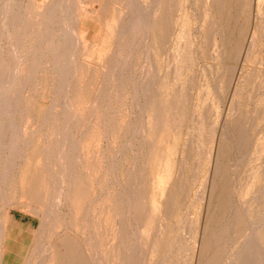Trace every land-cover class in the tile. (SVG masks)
Returning <instances> with one entry per match:
<instances>
[{
    "label": "rangeland",
    "instance_id": "rangeland-1",
    "mask_svg": "<svg viewBox=\"0 0 264 264\" xmlns=\"http://www.w3.org/2000/svg\"><path fill=\"white\" fill-rule=\"evenodd\" d=\"M0 183L17 264H261L264 0H0Z\"/></svg>",
    "mask_w": 264,
    "mask_h": 264
},
{
    "label": "bare ground",
    "instance_id": "bare-ground-1",
    "mask_svg": "<svg viewBox=\"0 0 264 264\" xmlns=\"http://www.w3.org/2000/svg\"><path fill=\"white\" fill-rule=\"evenodd\" d=\"M25 1V0H24ZM17 2H19V1H17ZM20 3V2H19ZM23 3H25V2H23ZM21 5V4H20ZM19 5V6H20ZM136 6V8H137V10H138V13H139V15L141 16V20H142V29H144L145 30V32H147L148 31V23H149V21H148V17H150V16H148V13H147V11L144 9L145 7H142L141 5H139V4H136L135 5ZM20 7H23V5L22 6H20ZM17 8H18V6H17ZM19 9H21V8H19ZM25 9V8H24ZM23 9V10H24ZM17 10V9H16ZM15 12V11H14ZM20 12V11H19ZM18 13V12H17ZM16 14V13H15ZM14 14V15H15ZM150 14V13H149ZM13 15V14H12ZM20 14L18 13V15H16L17 17L19 16ZM22 16H23V14H22ZM25 17V16H24ZM23 17V18H24ZM11 18H13V16L11 17ZM19 18H22V17H20L19 16ZM14 19V18H13ZM12 19V20H13ZM26 19V18H25ZM11 20V21H12ZM20 21L22 22V21H24L23 19L22 20H20L19 19V23H20ZM10 23V22H9ZM9 23H8V25H9ZM12 23H13V21H12ZM12 23H10V25L12 24ZM23 24V23H22ZM14 25H15V23H14ZM22 26V25H21ZM11 27V26H10ZM14 28H16V27H14ZM18 28V27H17ZM16 28V29H17ZM20 28H22V27H20ZM12 29H13V27H12ZM22 30H24V28L22 29ZM143 30V31H144ZM17 31V30H16ZM19 31H20V29H19ZM142 31V30H141ZM21 32V31H20ZM23 32V31H22ZM144 33V32H143ZM147 33H149V32H147ZM147 33H146V35H147ZM23 35V34H22ZM144 35V34H143ZM145 35V36H146ZM17 36H19L18 35V33H17ZM21 37V36H20ZM144 40H146V42H147V44H148V37H146V39H144ZM20 41H21V39H20ZM69 41V40H68ZM22 42V41H21ZM150 47V46H149ZM149 47H148V49H149ZM147 49V50H148ZM146 50V51H147ZM148 52V51H147ZM146 52V53H147ZM148 54H149V52H148ZM149 56V55H148ZM147 56V57H148ZM145 123V122H144ZM27 146V145H26ZM26 146H25V148H26ZM28 147V146H27ZM23 150V149H22ZM22 154V153H21ZM78 154H79V152H78ZM23 155H24V150H23ZM19 156H21L20 154H19ZM17 160H18V157L16 158ZM15 160V159H14ZM75 162H76V160H75ZM78 163V162H77ZM14 164V163H13ZM13 164H12V167H13ZM75 165H77L76 163H75ZM72 173V172H71ZM70 173V174H71ZM5 174V173H4ZM7 175H9V174H7ZM50 176V178H51V174L49 175ZM69 176V175H68ZM4 177V176H3ZM63 177V176H62ZM61 177V180H63V178L64 177H66L65 175H64V177L62 178ZM6 178V175H5V177L3 178V181H4V179ZM7 179V178H6ZM12 179V178H11ZM66 179V178H65ZM68 179H69V177H68ZM74 179V178H73ZM60 179H58V181H59ZM60 180V181H61ZM1 182H2V180H1ZM57 182V181H56ZM3 183H5V182H3ZM62 183V182H61ZM1 184V183H0ZM63 184V183H62ZM61 184V185H62ZM57 185H59V183L57 184ZM4 186V185H3ZM53 187H54V185H53ZM4 188V187H3ZM53 190V189H52ZM57 188L55 189V191L56 192H51V194H50V196H49V202L52 204L53 202H56V201H53V199H60V196L58 195L60 192L62 193V191H59V193H57ZM1 192V191H0ZM203 192V191H202ZM60 193V194H61ZM64 194V193H63ZM63 194H62V196H63ZM202 195V194H201ZM62 198H64V197H62ZM51 200V201H50ZM59 202V204H60V201H58L57 200V202L56 203H58ZM49 203V204H50ZM58 205V204H57ZM46 207H47V205H46ZM72 208V207H71ZM44 212H47V211H44ZM244 212V211H243ZM85 216V215H84ZM39 217V216H38ZM50 217V213H47L45 216H43L42 218H41V220H47L48 218ZM87 223H89V222H87ZM1 224V223H0ZM249 224V223H248ZM262 224H264V223H262ZM13 225V224H12ZM88 225V224H87ZM8 226V225H7ZM256 226V225H255ZM10 227V226H9ZM233 227V226H232ZM7 228V227H6ZM250 228H251V226H250ZM3 229V228H2ZM232 230V229H231ZM253 230V229H252ZM250 232H251V230H250ZM254 232V231H253ZM253 232H251L252 234H253ZM231 233V232H230ZM4 231L2 232V230H1V225H0V264H17L16 262H14V255L12 254V252H7V250H6V248H5V244L6 243H3V240H4ZM91 236V235H90ZM253 236H254V241H255V239L258 237H256V235H254L253 234ZM252 236V237H253ZM120 237V236H119ZM256 237V238H255ZM247 238V237H246ZM13 239V238H12ZM140 239V238H139ZM138 239H136V241H137ZM87 241V240H86ZM139 241H141V240H139ZM257 241V240H256ZM255 241V242H256ZM50 243V242H49ZM140 243V242H139ZM65 244H66V249L63 251V252H61L60 254H58L57 256L55 255L56 253H55V251L53 252V254L51 255V260L52 261H56V260H58V263L57 264H71L72 263V259H71V253H72V248L71 247H68V243H66L65 242ZM256 244H257V242H256ZM5 245V246H4ZM12 245V244H11ZM35 245V244H34ZM46 244H44V242L42 243L41 241H40V243H39V251H40V254L43 256V257H45L46 256V254L49 256V250H50V245L49 244H47V246H45ZM48 245H49V247H48ZM243 245V244H242ZM9 247L10 246H8V249H9ZM86 246H84V248H85ZM94 247V246H93ZM96 247V246H95ZM258 248H259V251H260V249H261V247H259V246H257ZM27 248V247H26ZM87 248V247H86ZM37 249H38V245H37ZM53 249V248H52ZM30 250H35V246H32L31 248H30ZM85 250H88V248L87 249H85ZM231 251V250H230ZM88 252H89V250H88ZM14 253V252H13ZM251 253H253L252 251H251ZM260 253V252H259ZM87 254H89V256H90V264H97L98 263V261H99V259H100V255H99V253H98V249H96V248H94V252H92L91 253V255H90V253H87ZM252 255V254H251ZM250 255V256H251ZM261 257H263L262 255H260ZM259 256V257H260ZM255 257H257V256H255ZM258 257V259H260ZM248 258H250V257H248ZM47 259V258H46ZM41 260H42V257H41ZM40 260V262H43V261H41ZM132 260V259H131ZM261 260V259H260ZM129 262H130V260H129ZM233 262V261H232ZM246 262V261H245ZM249 262V261H248ZM260 262V261H259ZM261 264H264V259L263 260H261V262H260ZM42 264V263H41ZM244 264V263H243Z\"/></svg>",
    "mask_w": 264,
    "mask_h": 264
}]
</instances>
